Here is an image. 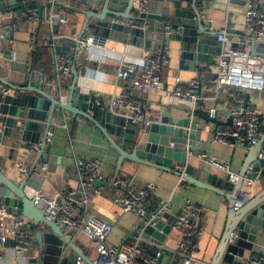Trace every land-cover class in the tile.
I'll list each match as a JSON object with an SVG mask.
<instances>
[{"label":"crops","instance_id":"crops-1","mask_svg":"<svg viewBox=\"0 0 264 264\" xmlns=\"http://www.w3.org/2000/svg\"><path fill=\"white\" fill-rule=\"evenodd\" d=\"M57 1L72 5L71 0ZM37 2L38 6L34 11L47 0H37ZM247 2L248 0H209L206 2L207 6L203 17L204 25L211 31L225 28L229 33L228 35L233 38L235 48L249 50L252 53L255 49L258 54L263 55L264 41L262 43L256 42L254 45L247 32L245 19ZM151 3L152 0L149 7H151ZM18 4H20L18 0H7V4L3 5L5 9H1L2 16L0 15V76L16 87L10 91L12 95L32 93L40 96L38 89L54 93L57 89L54 63L59 54L66 53L74 58V65L78 72L77 86H81L83 91L94 96L108 99L123 90L116 74L119 64L127 61L140 62L146 50L149 49L145 46L144 39L137 40L132 36L121 38L113 32L110 34L111 46L107 49L97 47L78 49L68 37L74 33H81L83 24L81 15L56 6L57 10L68 16L67 23L58 24L56 28L39 27L24 20L26 12L22 9L9 10ZM127 5V1L122 5L124 12ZM48 12L49 8H46L44 14L46 15ZM127 20L125 19L126 22ZM145 21L150 25L149 18H146ZM208 22H211L212 28L209 27ZM53 32L60 35L57 50L55 53L43 52L40 60L35 61L33 58L35 49L31 46L32 39L38 40ZM166 45L169 63L161 72L163 89H152L146 95L151 118L155 121L159 120L162 112L166 111L170 112L172 118L177 121L191 116L193 112L200 113L201 111L204 115L209 116L210 110L216 109L217 117L214 119L217 122L204 119L200 121L204 128L199 142H204L206 145L200 152L189 154V164L198 168L203 167L207 162L200 158L199 154L206 153L209 156L228 161L231 169L239 173L244 166L249 146L233 147L220 141H214L212 135L218 125L227 121L230 110L236 105V98L239 95L246 97V94L249 93V102L257 104L263 113L264 89L238 88L232 85L220 86L218 83L219 54H215L213 62H195L193 58L187 55V42L178 29L173 31ZM161 47L159 45L157 50H160ZM40 70H42L43 76L40 75ZM36 72L37 78L34 74ZM178 77L183 82L197 78L203 99L196 106V109L192 100L170 94L176 86ZM73 81L74 76L72 75L65 84L64 94L69 93ZM258 94L262 95L259 99L256 98ZM7 109V106L0 99V125L5 122L6 116H8V113H3L7 112ZM116 111L125 114L124 109ZM66 116V121L61 123L57 121L56 125L54 124L51 142L41 156L36 151H29L23 146L22 131L17 132L13 137L9 135L0 139V169L8 177L15 179L17 184H20L22 178L25 177L18 171L17 164L19 162H23L31 168L34 165L39 168L43 162H48L46 172L34 171L28 178L25 188L29 196H32L36 190H42L52 197L61 190L74 187L77 183L75 168L77 157L100 159L102 162V180L104 181L110 182L115 175L120 153L101 128L83 116H78V119H82L84 122L77 120L74 123L72 122V114ZM113 137L115 138V136ZM128 150L131 149L128 148ZM211 171L219 175L227 174L226 171L212 165ZM121 172V174H127L125 180L131 182L130 184L134 188H147L149 190V196L146 200L147 208L157 209L164 199L171 201V211L165 213L161 218L166 225L172 224L170 233L162 242L164 245L162 263L182 264L185 253H187L191 257V264H210L226 230L230 204L228 200H224V195L191 184L175 172L127 159L123 161ZM102 187L104 193L95 198L94 206L97 210L110 216H114L116 213L120 214L113 232L107 238L108 244H118L134 230L143 215L142 213L121 212L120 204L114 201L115 195L123 189L121 185ZM263 190L264 178L260 175L249 189L248 201L255 198ZM187 200H193L195 204L202 207L204 229L195 236L185 237L184 231L175 228L174 223L176 215L185 206ZM146 215L145 212L144 216ZM39 229L45 237L50 238L48 242L44 243V263L76 264L75 254L67 247V244L63 245L64 257L53 258L54 255H51V252H55L57 248L53 247L50 241L55 240L61 243V240L54 236L51 238L52 232L46 224L41 223ZM1 231L5 233L7 240L0 248L2 256L0 264H18L21 260L24 264H28V261L29 264H38L40 246L34 237L35 229L30 222L18 223L16 217L10 215L5 206L0 207ZM21 232L27 234L32 240V244L25 252L26 259L25 257L20 258L23 256L18 255L15 250L17 234ZM190 235H194L193 231H190ZM185 238L191 246L183 244ZM153 239L155 238L150 240ZM73 241L89 258H95L96 252L93 247L91 248V242L84 234L79 233ZM244 256L246 264H259L253 259L264 258V229L259 231L253 249L245 250ZM30 260H34V262H30Z\"/></svg>","mask_w":264,"mask_h":264},{"label":"water","instance_id":"water-1","mask_svg":"<svg viewBox=\"0 0 264 264\" xmlns=\"http://www.w3.org/2000/svg\"><path fill=\"white\" fill-rule=\"evenodd\" d=\"M71 1L72 5L59 1L53 4L83 17L80 35L88 30L96 31L105 36H110L113 32L121 38L132 36L137 40L144 39L147 48L156 50L159 45L165 46L170 38L166 30L168 25L174 30L178 29L179 33L184 36V40L187 42L186 53L195 62H213L215 54H219L221 51V42L216 38L218 32L211 31L204 25L203 17L205 16L206 2L209 0H152L148 12L141 17L136 13L135 0ZM126 1L128 5L124 12L122 5ZM51 5L52 3L49 1L40 4L36 10L40 18L44 16L45 9ZM37 6V0H30V4L27 6L18 4L9 10L22 9L29 13ZM0 8L5 9L2 0H0ZM112 16L128 20L149 18V29L143 30L127 23L112 21ZM76 18L78 19V17ZM57 25L55 24L53 27L56 28ZM250 38L255 45V38ZM77 48L79 49L78 46ZM253 54H258V52L254 49ZM72 71L74 81L65 102L60 100L57 89L54 93L38 89L40 96L32 93L6 94L3 96L0 93V99L8 108L7 112H3L8 113V116L4 122V134L0 139L9 135L13 137L17 132L22 131L23 146L27 150L34 149L41 156L48 149V145L44 144L40 150H37L35 145L47 139L57 121L60 123L66 121L67 114H72L73 123L77 120L84 122V120L78 119V116L91 120L101 128L120 153L113 179L110 182L96 179L94 181L95 186H113L120 177L123 161L127 159L175 172L191 184L224 195L230 204L226 230L210 264H246L245 250L253 249L259 231L264 229V190L241 206L236 204L238 203V192L245 176L257 179L264 170V156H262L264 132L254 144L249 146L244 166L239 172V178L237 182H233L230 180L229 174L219 175L212 172L211 165L208 163L201 168L189 164V154L200 152L206 145L204 142H199L204 128L200 122L201 119L217 122L214 118L204 115L200 111V113L193 112L191 116L175 121L171 113L165 111L162 112L159 120L152 123L150 130L144 132L140 124L133 122L127 115L97 105L94 95L83 91L81 86H77L78 72L75 65ZM34 74L37 78V72ZM2 84L16 88L0 76V87ZM260 96L262 97L261 94H258L256 98L259 99ZM249 99L250 94L248 93L245 101L249 102ZM175 163L184 165V169H177ZM30 175L31 173L27 174L22 178L21 183L17 184L15 179L8 177L0 169V207L5 206L7 212L15 216L18 223L30 222L34 227V237L40 246L38 264H46L43 262L44 243L50 239L41 233L39 229L41 223L50 228L51 238L54 236L61 240V243L55 240L50 241L52 246L57 248L55 252H51V255H54L53 258L64 257L63 245L67 244V247L75 254L76 260L81 257L84 264H95L75 244L73 239L64 233L59 224L48 220L34 204L25 188ZM171 229L172 224L166 225L160 218L154 225L144 226L141 222L134 228L133 232L141 231L145 239L155 238L164 242ZM233 237L235 238L232 239ZM30 262H34V260H30ZM18 264H24L23 260L19 261Z\"/></svg>","mask_w":264,"mask_h":264},{"label":"built area","instance_id":"built-area-1","mask_svg":"<svg viewBox=\"0 0 264 264\" xmlns=\"http://www.w3.org/2000/svg\"><path fill=\"white\" fill-rule=\"evenodd\" d=\"M20 4L28 5L30 0H18ZM52 3L49 12L42 18L39 17L34 9L26 13L24 20L34 23L39 27H51L55 24L67 23L68 16L56 9L57 0H47ZM151 0H135L136 13L139 17L148 12ZM0 15L2 11L0 8ZM246 28L250 37L255 41L262 43L264 39V0H248L245 10ZM112 21L127 23L132 27H139L148 30L149 25L145 20L133 19L127 20L112 16ZM212 28L211 22H208ZM168 35L173 34V28L166 26ZM217 40L221 42V51L218 56L219 76L218 83L220 86L232 85L238 88H258L264 89V56L253 54L249 50L237 49L233 46V38L228 35L225 28L217 31ZM56 33V32H55ZM54 32L44 38L32 39V47L38 52L55 53L60 40V35ZM80 49H90L97 47L107 49L111 46L110 36L102 35L96 31L88 30L83 35L74 33L68 37ZM62 40V38H61ZM169 63L167 45L162 46L160 50H146L140 62H121L117 68L116 74L119 82L123 86L122 92L114 94L108 99L95 96V102L99 106L106 107L115 111L124 109L125 115L131 118L133 122L140 124L144 132H148L155 119L151 118V113L147 107L146 95L152 89H163L161 81V72ZM74 58L66 53H61L56 57L54 63L55 85L58 95L62 102H65L67 95L63 93L66 82L73 75ZM40 75L43 76L42 70ZM14 88L8 84H2L0 93L4 96L10 94ZM172 96L187 98L192 100L194 108L203 99L200 85L197 78L183 82L177 78L176 86L170 93ZM245 95H239L229 113L226 122L218 125L213 132V140L220 141L230 146L239 145L250 146L254 144L264 132L263 113L255 103L246 102ZM209 116L217 117V110L211 109ZM5 125H0V136L4 134ZM52 132L43 142L35 145L37 150L51 142ZM29 151H35L29 149ZM200 158L208 164L222 169L230 176V180L237 182L239 173L231 169L228 161L209 156L206 153H200ZM264 156V149H262ZM48 162H43L39 168H33L25 165L23 162L17 164L19 173L24 177L34 171L46 172ZM184 165L176 164V168L184 169ZM77 172V183L74 187L61 190L55 196H48L42 190L33 192L31 198L34 204L43 212L44 216L55 221L62 228L64 233L72 239H75L79 233L84 234L91 242L96 256L93 260L95 264H163L162 255L164 245L162 242L153 239H145L141 231L130 232L126 238L118 244H108L107 238L113 232L116 222L119 219V213L114 216L107 215L95 208V198L102 196L103 187L94 185L96 179L102 180L101 168L102 162L95 157H77L75 160ZM122 173V172H121ZM114 182L113 186L121 185L123 187L114 198V201L121 206V212L142 213L138 224L143 222L144 226L151 224L162 218V216L171 211V201L164 199L159 207L154 211H149L146 206V200L149 196L147 188L137 189L127 182V174H121ZM264 178V170L260 174ZM260 176H258L259 178ZM255 179L245 176L243 184L238 192L237 206H241L249 200V189L253 186ZM224 200H228L224 197ZM146 212V216L144 213ZM203 209L193 202L187 200L185 206L176 215L174 227L182 229L184 235L195 236L204 229L202 221ZM151 213V214H150ZM193 231L194 235H190ZM133 232V233H132ZM132 233V235H131ZM233 237L232 239H234ZM7 237L3 231L0 232V248L6 242ZM147 240V241H146ZM32 244L31 238L21 232L17 234L15 250L18 255L25 257V252ZM183 244L191 246L183 240ZM0 254V258H1ZM26 259V257H25ZM253 261L262 264L264 258L258 257ZM63 264V263H60ZM76 264H84V260L79 257ZM182 264H191V257L185 253Z\"/></svg>","mask_w":264,"mask_h":264},{"label":"trees","instance_id":"trees-1","mask_svg":"<svg viewBox=\"0 0 264 264\" xmlns=\"http://www.w3.org/2000/svg\"><path fill=\"white\" fill-rule=\"evenodd\" d=\"M40 57H41V53L38 52L37 50H34L33 52V58L35 61H38L40 60ZM150 211H154L155 209H153L152 207H148Z\"/></svg>","mask_w":264,"mask_h":264},{"label":"rangeland","instance_id":"rangeland-1","mask_svg":"<svg viewBox=\"0 0 264 264\" xmlns=\"http://www.w3.org/2000/svg\"><path fill=\"white\" fill-rule=\"evenodd\" d=\"M2 2L4 6L7 4V0H2Z\"/></svg>","mask_w":264,"mask_h":264}]
</instances>
